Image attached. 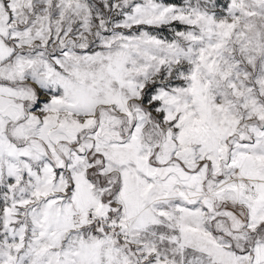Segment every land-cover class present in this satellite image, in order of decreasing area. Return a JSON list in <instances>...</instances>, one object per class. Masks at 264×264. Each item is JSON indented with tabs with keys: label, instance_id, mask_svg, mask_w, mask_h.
<instances>
[{
	"label": "snow or ice",
	"instance_id": "1",
	"mask_svg": "<svg viewBox=\"0 0 264 264\" xmlns=\"http://www.w3.org/2000/svg\"><path fill=\"white\" fill-rule=\"evenodd\" d=\"M0 264H264V0H0Z\"/></svg>",
	"mask_w": 264,
	"mask_h": 264
}]
</instances>
